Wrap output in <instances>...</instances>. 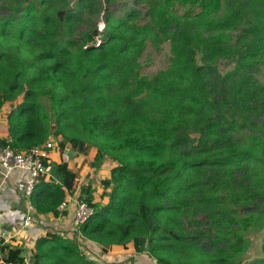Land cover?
I'll return each mask as SVG.
<instances>
[{"label": "trees", "instance_id": "1", "mask_svg": "<svg viewBox=\"0 0 264 264\" xmlns=\"http://www.w3.org/2000/svg\"><path fill=\"white\" fill-rule=\"evenodd\" d=\"M24 1L0 17V110L12 107L0 146L26 151L53 136L61 153L95 148L93 167L116 163L101 182L108 203H94L83 186L79 200L94 215L74 238L37 240L31 264H102L79 238L104 253L131 247L157 264H264L245 261L247 226L264 227V85L255 78L264 23L236 0H134L142 21L137 9L107 12L104 32H77L96 13L93 0L63 18L66 0ZM164 43L169 66L141 76V53ZM220 59H235L225 75ZM46 165L50 181L40 178L29 199L36 214L59 217L80 169L63 158ZM0 264L26 263L0 238Z\"/></svg>", "mask_w": 264, "mask_h": 264}, {"label": "crops", "instance_id": "2", "mask_svg": "<svg viewBox=\"0 0 264 264\" xmlns=\"http://www.w3.org/2000/svg\"><path fill=\"white\" fill-rule=\"evenodd\" d=\"M6 105L0 110V139L6 138L8 135L6 116L11 108ZM55 143L57 145V142ZM56 150L58 152L54 150L49 152L48 164L61 161L62 157L58 154L60 152L58 146ZM63 152L71 157L70 161L67 162L69 168L80 169V178L74 183L72 190L65 193V200L58 207V211L60 213L65 212V214L59 217H54L52 214H36L30 199L24 195L23 188L27 180L25 171L13 169L8 171L6 176L0 174V226L4 232H8L12 236V239L5 244L9 245L11 249H21V256L26 264L32 263L37 240L54 236L70 239L76 237L74 235L76 230L74 229L73 215L80 201V189L83 186L90 187L94 203L101 206L108 203V198L102 197L104 189L101 182L110 178V172L116 167V164L111 160H105L97 167H93L94 160L91 157L95 152L91 149L87 155L79 154L69 146L65 147ZM44 180L50 181L49 167ZM63 204L64 207H62ZM29 206L34 210L32 215L34 221L21 232L19 231L20 225ZM263 237L261 238L262 243ZM77 240L82 250L89 256L91 254L107 255L109 259H118V264H148L146 254L136 253L131 247L123 249L114 245L104 253L102 247L96 243L83 241L81 238ZM91 258L95 259L92 256Z\"/></svg>", "mask_w": 264, "mask_h": 264}, {"label": "rangeland", "instance_id": "3", "mask_svg": "<svg viewBox=\"0 0 264 264\" xmlns=\"http://www.w3.org/2000/svg\"><path fill=\"white\" fill-rule=\"evenodd\" d=\"M14 0H0V17H7L9 13H13L16 8L17 4H13ZM81 0H66L65 4V10L61 14V18L65 15L66 11H72L79 7ZM94 3L97 5V11L96 13L87 12L84 16V21L86 22V25H83L82 27L77 29V32H79V29L86 28L89 25L91 26V29L93 30L95 27L98 28L100 32L105 31V15L107 12H113L116 16H122L125 12H128L131 9H137L141 12V21L145 19V8L143 6H138L134 3V0H93ZM228 1L224 0V4H226ZM27 0L22 2V6H26ZM236 4H239L242 8L244 13L248 14V19L253 20L257 23H264V0H236ZM175 10L179 14H183L185 12V9L178 4L175 5ZM140 21V22H141ZM102 40V36H98L96 38L97 44H99ZM169 58H170V45L169 43H164L160 46L159 50L156 51L152 48L151 44H149L146 49L141 53L140 55V75L141 76H153L159 71L165 70L169 66ZM197 64H200L199 58H196ZM235 63V59H220L217 60V68L221 75H225L227 72L233 69ZM255 78L264 85V64L258 66L257 68V74L255 75ZM21 101V97L18 98L16 102L13 103V106L16 105ZM46 108L49 115H51L52 118H54L53 111L51 109V104L48 100L44 99L42 101ZM8 107H11L10 104ZM6 105V106H7ZM10 109V110H11ZM9 110V112H10ZM262 117H264L262 115ZM261 118V117H260ZM260 118H254V123L260 124ZM247 134H250V132H246ZM261 137H263L264 140V134H258ZM52 142L56 145L55 142H57V139L53 136L50 137ZM48 139V140H50ZM95 154L91 157V159L95 160L97 155V150L95 148H91ZM55 152H58L56 149H54ZM58 154L61 155L64 161L68 162L70 161L71 157L69 154L64 152H59ZM116 164V163H115ZM264 234V227L259 230L255 225L249 224L247 226V232L246 237L250 241V248L245 256V261L250 262L256 259L264 258V251L261 247L262 243V236ZM93 258H95V261H99L102 264H118V259H109L107 255L102 254H91ZM147 256V255H146ZM148 258V257H147ZM147 260V259H146ZM148 264H157L152 259L148 258L147 260Z\"/></svg>", "mask_w": 264, "mask_h": 264}, {"label": "built area", "instance_id": "4", "mask_svg": "<svg viewBox=\"0 0 264 264\" xmlns=\"http://www.w3.org/2000/svg\"><path fill=\"white\" fill-rule=\"evenodd\" d=\"M57 149V145L48 140L42 146H36L26 151H16L9 147L0 146V174L6 176L8 171L13 169L23 170L27 173V180L24 183V195L28 199L40 178L45 179L47 174V165L49 161V152ZM3 171V172H2ZM64 207V204L62 205ZM33 208L29 206L26 215L20 225L19 231L23 232L34 221ZM94 210L86 203L79 201L74 215L73 224L74 229L77 230L80 226L84 225L92 216ZM0 238L3 239L4 244L12 239L8 232H4L0 226Z\"/></svg>", "mask_w": 264, "mask_h": 264}]
</instances>
